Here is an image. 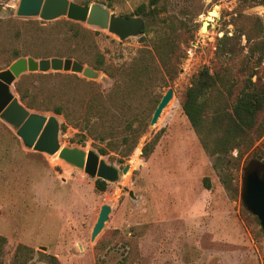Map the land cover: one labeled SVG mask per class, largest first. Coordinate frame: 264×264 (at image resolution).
Masks as SVG:
<instances>
[{"label": "rangeland", "instance_id": "1", "mask_svg": "<svg viewBox=\"0 0 264 264\" xmlns=\"http://www.w3.org/2000/svg\"><path fill=\"white\" fill-rule=\"evenodd\" d=\"M150 2L90 0L116 16L144 20L141 34L120 40L85 22L77 23L88 33L72 38V31L58 25L67 18L40 24L39 17L16 15L19 0H0V70L16 60L15 51L36 59L81 57L97 73L95 78L70 77L75 73L64 71L30 78L22 91L29 89L27 101L36 108H27L56 117L61 147L93 151L119 172L99 191L97 177L58 153L25 146L16 128L0 118V235L6 239L0 264H54L50 257L59 264H264V233L242 201L245 169L252 161L264 164V107L257 115L261 129L251 131L239 148L219 155L203 149L182 110L192 79L204 67L224 77L225 99L220 103L229 110L243 88H263L264 0ZM141 5L144 14H137ZM214 8L217 15L207 20ZM38 25L45 26L44 32ZM163 34L169 36L170 48L160 49L159 57L155 45ZM146 50L154 54L152 71L132 88L140 98L131 106L145 126L125 155L120 141L129 108L108 101L111 115L98 124L88 105L108 97L123 80L120 69L132 68ZM19 79L11 90L20 100L15 88ZM168 89L173 96L150 125ZM55 107L62 113L53 111ZM110 126L111 138L89 136L91 130L94 135L107 133ZM110 139L114 144H108ZM147 144L153 148L144 156ZM125 165L129 169L124 174ZM103 204L111 211L91 239Z\"/></svg>", "mask_w": 264, "mask_h": 264}, {"label": "water", "instance_id": "2", "mask_svg": "<svg viewBox=\"0 0 264 264\" xmlns=\"http://www.w3.org/2000/svg\"><path fill=\"white\" fill-rule=\"evenodd\" d=\"M211 13V12H210ZM16 15L19 17H39L40 24L65 17L76 22L107 29L117 35L120 40L142 33L145 23L139 16H116L100 4L83 5L72 0H19ZM48 71H64L82 74L87 78H95L97 73L89 66L72 58L50 57L36 59L20 57L8 68L0 70V118L16 128V134L25 146L38 152L50 155L58 153L64 161L79 167L91 177L103 181H115L119 172L107 164L93 151H84L77 147H61L58 139L59 122L54 115L46 117L31 112L16 97L11 87L24 73ZM173 96L168 89L161 97L152 114L150 125H154L162 110ZM129 165H125L122 173H127ZM131 194V193H130ZM242 201L244 206L254 214L264 233V164L252 161L244 171ZM111 207L103 204L97 220L93 225L91 239H94L104 227Z\"/></svg>", "mask_w": 264, "mask_h": 264}, {"label": "trees", "instance_id": "3", "mask_svg": "<svg viewBox=\"0 0 264 264\" xmlns=\"http://www.w3.org/2000/svg\"><path fill=\"white\" fill-rule=\"evenodd\" d=\"M158 0H151L150 5H156ZM83 5H89L90 0H83ZM145 5H141L137 8V14H144ZM58 25L63 26L68 31H72V38H76L79 32L84 34L88 33L87 29L80 26L77 22L72 20L62 19ZM40 31L44 32L45 26L38 25ZM39 31V29H37ZM160 32V31H159ZM41 38L40 36H38ZM159 45H155L157 55L161 57L160 49L163 51L170 48L169 36L163 34L159 36ZM42 39V38H41ZM43 40V39H42ZM47 40V39H45ZM20 52L15 51V58H19L23 55H19ZM153 53L150 50H146L142 53L141 59L137 61L132 68L127 69L125 67L120 69L122 74V82L117 85L108 95V97L100 96L99 100L96 102H91L88 105L90 112H94L98 117L97 123H103V118L107 115L109 108L106 104L108 101H114L117 103H124L129 110L126 112L129 118L125 124V132L120 141L122 144V152L128 155L133 151L139 134L143 131L145 123L141 120L140 112L137 110L134 112L131 107L135 104L136 100L140 98V95L133 91L132 88L137 87V85L142 84L143 79L150 74L152 71V61L154 60ZM53 57V56H47ZM59 57H73L71 54H60ZM77 60L83 62L81 57H77ZM102 64V59L100 65ZM109 75L108 71H106ZM46 76L45 73L36 72L22 74L20 79L15 83L16 91L20 95V100L23 101L26 107L36 108L35 105L27 101L29 89L25 88L22 91V83L27 82L30 78ZM67 76H76V74H69ZM249 83L254 84L251 79L248 80ZM223 88V89H222ZM224 77L220 73H211L208 67L202 68L197 76L192 79L191 86L186 92L185 100L182 104V110L190 122L191 127L197 133L199 141L203 149L209 155L215 154H226L235 148H239L246 140H249V133L254 131L256 128L261 129V124L257 126V115L264 107V86L262 89H242L232 109L229 110L220 103L225 99V89H224ZM228 92V89H226ZM126 109V108H125ZM56 113L61 114L62 109L60 107H55L53 109ZM125 111V110H124ZM120 111V112H124ZM138 121V125L134 126V122ZM94 124V123H93ZM96 124V123H95ZM93 125V128L95 127ZM114 130L113 126H110L107 133H100L94 135L91 130L90 137L93 139L105 140ZM108 144L112 143L111 139ZM119 146V143L116 144ZM152 144H147L143 147V155L148 156L152 149ZM101 153H105L106 149H99ZM209 186V183H206ZM95 186L99 191H104L106 189V183L103 180L96 179ZM258 219V218H257ZM6 239L0 235V254L3 250V245ZM27 249V247L19 246V249ZM54 264H59L56 258L50 257Z\"/></svg>", "mask_w": 264, "mask_h": 264}, {"label": "bare ground", "instance_id": "4", "mask_svg": "<svg viewBox=\"0 0 264 264\" xmlns=\"http://www.w3.org/2000/svg\"><path fill=\"white\" fill-rule=\"evenodd\" d=\"M217 8H214V10L211 11V13L208 15V17H206V19L208 20V18H212V16L217 15Z\"/></svg>", "mask_w": 264, "mask_h": 264}]
</instances>
